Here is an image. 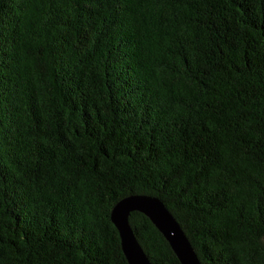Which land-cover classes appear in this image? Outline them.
Here are the masks:
<instances>
[{
	"label": "trees",
	"instance_id": "1",
	"mask_svg": "<svg viewBox=\"0 0 264 264\" xmlns=\"http://www.w3.org/2000/svg\"><path fill=\"white\" fill-rule=\"evenodd\" d=\"M131 194L203 264H264V0H0V264H130Z\"/></svg>",
	"mask_w": 264,
	"mask_h": 264
},
{
	"label": "water",
	"instance_id": "2",
	"mask_svg": "<svg viewBox=\"0 0 264 264\" xmlns=\"http://www.w3.org/2000/svg\"><path fill=\"white\" fill-rule=\"evenodd\" d=\"M141 211L151 218L175 250L182 264H203L180 222L165 202L157 196L131 194L122 198L112 210L125 255L130 264H153L130 223V215Z\"/></svg>",
	"mask_w": 264,
	"mask_h": 264
}]
</instances>
